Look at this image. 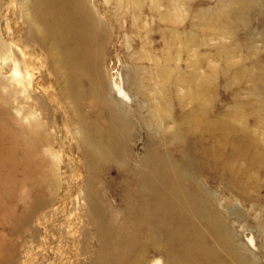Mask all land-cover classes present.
<instances>
[{"label":"rangeland","instance_id":"374dc122","mask_svg":"<svg viewBox=\"0 0 264 264\" xmlns=\"http://www.w3.org/2000/svg\"><path fill=\"white\" fill-rule=\"evenodd\" d=\"M87 2L106 26L108 91L115 95L117 84L131 97L124 103L131 122L126 160L103 161L82 142L50 70L35 69L31 89L49 116L27 92L15 99L0 86V105L19 129L24 112L39 115L52 140L44 161L57 166V176L47 177L46 167L30 174L17 167L15 184L0 198V264H98L100 251L101 264H122L129 243L141 246V264H177L126 211L141 190V162L157 151L180 169L184 192L210 200L244 264H264V0ZM11 74L0 61V79L15 83ZM155 109L163 121H149ZM40 159L33 154L32 166ZM89 160L95 170L88 174ZM90 196L114 228L103 247ZM133 229L139 240H128Z\"/></svg>","mask_w":264,"mask_h":264},{"label":"bare ground","instance_id":"6f19581e","mask_svg":"<svg viewBox=\"0 0 264 264\" xmlns=\"http://www.w3.org/2000/svg\"><path fill=\"white\" fill-rule=\"evenodd\" d=\"M247 7L245 14L249 12ZM0 18L6 21L5 27L0 28V61L11 66L10 78L15 79V83L0 79V86L15 99L27 92L26 97L33 98L49 116V105L39 95L32 97L31 89L33 71L38 67L50 70L56 76L62 98L69 102L71 121L82 142L103 161H125V131L131 122L124 103L131 97L117 84L112 87L115 95L108 91L102 72L106 26L87 0H0ZM162 112L155 109L149 121H163ZM15 118L0 105V198L15 184L14 175L20 165L29 174L39 172L36 167H46L41 177L50 173L57 176V166L43 158L42 153L53 154L52 140L39 115L35 111L24 112L26 125L21 129ZM102 126H106L107 134ZM38 153L39 166H32L30 158ZM159 153L152 152L139 166L141 190L137 198H129L126 208L132 225L145 223L148 234L168 248L177 264H244L224 232L225 223L214 215L210 200L208 203L201 194L184 192L178 181L180 169ZM85 166L88 174L95 170L90 160ZM89 181L90 177L88 184ZM90 199L91 217L103 247L114 228L98 200L91 196ZM136 203L137 210L133 208ZM133 230L127 233L128 240H139ZM133 244L124 246L122 264H141L142 248ZM99 256L102 260L101 251Z\"/></svg>","mask_w":264,"mask_h":264}]
</instances>
